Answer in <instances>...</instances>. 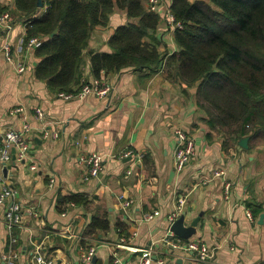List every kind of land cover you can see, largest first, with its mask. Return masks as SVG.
<instances>
[{
	"label": "crops",
	"instance_id": "0c3cea01",
	"mask_svg": "<svg viewBox=\"0 0 264 264\" xmlns=\"http://www.w3.org/2000/svg\"><path fill=\"white\" fill-rule=\"evenodd\" d=\"M45 8L26 15L14 0H0V14L9 12L12 23L9 31L0 27V148L7 131L30 127L23 134L28 155L18 159L11 148L7 176L0 161V191L4 185L13 189L9 201L21 205L23 220L9 229L0 204V264L11 252L18 256L15 264H27L37 251L56 264H83L90 247L95 264H114L113 249L120 264H138L148 247L151 264H195L191 251L165 242L181 215L184 225L198 219L188 240L211 249L207 264H264V136L238 137L207 125L196 86L187 87L171 71L169 56L178 46L164 13L159 11L156 30L163 56L158 69L101 71L99 79L111 87L105 97L66 99L36 76V48L26 43L28 22ZM127 22L126 11L114 7L106 24L92 28L81 83L96 78L90 53L110 52L108 39ZM17 62L24 71H17ZM80 88L75 85L73 93ZM177 127L194 141L193 158L181 170L175 165ZM92 152L104 156L103 168L86 179ZM153 211L158 213L148 218ZM94 218L108 220L109 228L89 232Z\"/></svg>",
	"mask_w": 264,
	"mask_h": 264
},
{
	"label": "trees",
	"instance_id": "16d2710c",
	"mask_svg": "<svg viewBox=\"0 0 264 264\" xmlns=\"http://www.w3.org/2000/svg\"><path fill=\"white\" fill-rule=\"evenodd\" d=\"M14 1L26 15L37 12V0ZM42 1L46 8L28 22L26 40L43 39L35 73L57 92L73 93L81 84L89 32L106 24L114 7L125 10L129 22L108 39L110 52L90 53L94 77L128 67L154 72L163 64L160 15L148 9V0ZM171 11L183 27L174 30L178 49L169 65L187 87L196 86L207 125L238 137L264 136V0H171ZM96 228H109L108 220L94 218L89 232Z\"/></svg>",
	"mask_w": 264,
	"mask_h": 264
},
{
	"label": "built area",
	"instance_id": "2783aa9c",
	"mask_svg": "<svg viewBox=\"0 0 264 264\" xmlns=\"http://www.w3.org/2000/svg\"><path fill=\"white\" fill-rule=\"evenodd\" d=\"M147 7L150 11L159 13L162 11L166 18L167 23L172 26L173 31L175 29H181L183 27V23L177 19H175L173 12L171 11V0H148ZM0 27L9 31L12 27L11 16L10 13L5 11L0 14ZM43 39L40 36H34L29 38L26 43L29 47L37 48L42 44ZM7 53V59L10 60V56L8 54V45L5 43L4 45ZM16 69L18 72H22L25 70V66L22 63L16 64ZM111 87L109 84L103 83L101 79L94 78L91 82L83 81L81 83L80 91L76 94L74 93H66V92H58V95L64 97L66 99L77 97L79 99H83L88 94H94L97 97L103 98L110 91ZM20 110V109H17ZM15 111V110H14ZM44 116V112L40 108H36V117L42 118ZM29 125L24 124L20 131L10 130L5 133L4 136V144L0 148V161L3 163L10 162V150L14 148L16 151V157L18 159H24L26 155L29 153V145L24 138V132L29 131ZM48 133H44V137H47ZM174 136L176 140V148H175V165L177 170H181L185 167L193 158L194 155V141L191 137H189L185 130L181 128H176L174 130ZM104 156L99 152H92L87 158V170L85 172V178L95 177L99 174V172L103 168ZM34 168V167H32ZM54 178H51L49 181V185H53ZM226 187H229V184H226ZM14 191L7 185H4L2 190L0 191V204L5 205L4 212V220L9 229L14 227L21 226L23 224L22 220V208L21 205L17 202H10L9 199L13 196ZM129 202L125 203L127 206ZM157 211H153L147 215L148 218L153 217L157 214ZM174 221V219H172ZM124 242V237L120 238V243ZM165 242L171 248H181L187 251H191L192 261L195 264H207L210 257H212L211 249L203 244L198 243L192 240H185L180 238L179 236L171 233L165 238ZM119 246V245H118ZM95 254V248L90 247L83 255V264H89L92 260L93 255ZM112 257L114 264H120L119 253L117 249H113ZM18 259L16 253L11 252L2 256V260L4 264H15ZM153 262V250L151 247L144 249L140 255V261L138 264H151ZM158 263L162 264L163 260L159 259ZM27 264H56L55 260L46 256L41 251H37L32 259Z\"/></svg>",
	"mask_w": 264,
	"mask_h": 264
},
{
	"label": "water",
	"instance_id": "95a60500",
	"mask_svg": "<svg viewBox=\"0 0 264 264\" xmlns=\"http://www.w3.org/2000/svg\"><path fill=\"white\" fill-rule=\"evenodd\" d=\"M37 6L42 7L43 1L37 0ZM246 142H247V138H243V139H241L240 144L245 147ZM14 150L15 149L13 148L12 151H14ZM14 158L15 157H13V164L15 161ZM7 170H8V165L4 163L3 168H2V172H3L4 176H7L6 175ZM197 221H198V219L196 218L190 223V225H184V216L181 215L179 218H177L174 222L171 223L170 230L175 235L179 236L180 238L187 240L193 235V233H195V227L197 225ZM95 262H96V257L93 256L90 264H95Z\"/></svg>",
	"mask_w": 264,
	"mask_h": 264
},
{
	"label": "rangeland",
	"instance_id": "374dc122",
	"mask_svg": "<svg viewBox=\"0 0 264 264\" xmlns=\"http://www.w3.org/2000/svg\"><path fill=\"white\" fill-rule=\"evenodd\" d=\"M178 128V127H177Z\"/></svg>",
	"mask_w": 264,
	"mask_h": 264
}]
</instances>
